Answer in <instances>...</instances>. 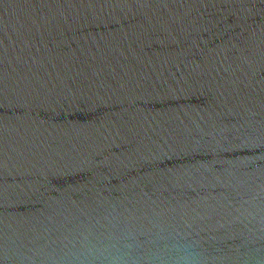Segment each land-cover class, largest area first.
Masks as SVG:
<instances>
[{"label": "water", "instance_id": "95a60500", "mask_svg": "<svg viewBox=\"0 0 264 264\" xmlns=\"http://www.w3.org/2000/svg\"><path fill=\"white\" fill-rule=\"evenodd\" d=\"M177 239L264 256V0H0V264Z\"/></svg>", "mask_w": 264, "mask_h": 264}, {"label": "clouds", "instance_id": "9594fccd", "mask_svg": "<svg viewBox=\"0 0 264 264\" xmlns=\"http://www.w3.org/2000/svg\"><path fill=\"white\" fill-rule=\"evenodd\" d=\"M259 251V250H257ZM111 264H122L119 257H113ZM153 264H228L220 258H209L179 239L172 242L163 256H157ZM230 264H264V256L254 255L235 258Z\"/></svg>", "mask_w": 264, "mask_h": 264}]
</instances>
